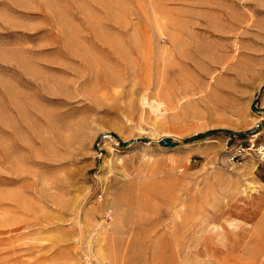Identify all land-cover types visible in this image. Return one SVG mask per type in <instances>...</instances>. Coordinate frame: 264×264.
Wrapping results in <instances>:
<instances>
[{
    "label": "rangeland",
    "instance_id": "rangeland-1",
    "mask_svg": "<svg viewBox=\"0 0 264 264\" xmlns=\"http://www.w3.org/2000/svg\"><path fill=\"white\" fill-rule=\"evenodd\" d=\"M252 136L264 0H0V264H264Z\"/></svg>",
    "mask_w": 264,
    "mask_h": 264
},
{
    "label": "built area",
    "instance_id": "built-area-1",
    "mask_svg": "<svg viewBox=\"0 0 264 264\" xmlns=\"http://www.w3.org/2000/svg\"><path fill=\"white\" fill-rule=\"evenodd\" d=\"M244 142H247V144H244ZM249 153H254L259 162H264V145H255L254 136L242 142H237L227 160L232 164H240L246 155H250Z\"/></svg>",
    "mask_w": 264,
    "mask_h": 264
},
{
    "label": "trees",
    "instance_id": "trees-1",
    "mask_svg": "<svg viewBox=\"0 0 264 264\" xmlns=\"http://www.w3.org/2000/svg\"><path fill=\"white\" fill-rule=\"evenodd\" d=\"M217 133H218V132H216V131L207 132V133H205V134H200V135H197V136H195V137H192V138H190V139H188V140H185L184 142H185V143H189V142H194V141H200V140H203V139H205V138H208V137L214 136V135H216ZM227 135H229L230 137H234V135H232V134H227ZM121 145H123V144H121Z\"/></svg>",
    "mask_w": 264,
    "mask_h": 264
},
{
    "label": "water",
    "instance_id": "water-1",
    "mask_svg": "<svg viewBox=\"0 0 264 264\" xmlns=\"http://www.w3.org/2000/svg\"><path fill=\"white\" fill-rule=\"evenodd\" d=\"M162 145H163L164 147H166V148H173V147L175 146L174 144L169 143V141L166 140V139L163 140Z\"/></svg>",
    "mask_w": 264,
    "mask_h": 264
}]
</instances>
